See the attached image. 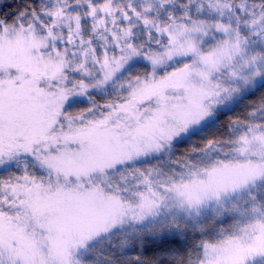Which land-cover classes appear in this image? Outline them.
<instances>
[{
	"label": "snow or ice",
	"instance_id": "obj_1",
	"mask_svg": "<svg viewBox=\"0 0 264 264\" xmlns=\"http://www.w3.org/2000/svg\"><path fill=\"white\" fill-rule=\"evenodd\" d=\"M0 0V264H264V0Z\"/></svg>",
	"mask_w": 264,
	"mask_h": 264
},
{
	"label": "trees",
	"instance_id": "obj_2",
	"mask_svg": "<svg viewBox=\"0 0 264 264\" xmlns=\"http://www.w3.org/2000/svg\"><path fill=\"white\" fill-rule=\"evenodd\" d=\"M18 0H5V7H4V11H9L10 10V6H14L15 3H17Z\"/></svg>",
	"mask_w": 264,
	"mask_h": 264
}]
</instances>
